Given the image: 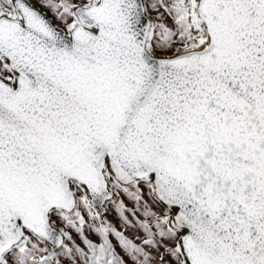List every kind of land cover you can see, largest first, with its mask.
<instances>
[{
    "label": "snow or ice",
    "instance_id": "6c2138e0",
    "mask_svg": "<svg viewBox=\"0 0 264 264\" xmlns=\"http://www.w3.org/2000/svg\"><path fill=\"white\" fill-rule=\"evenodd\" d=\"M0 264H264V0H0Z\"/></svg>",
    "mask_w": 264,
    "mask_h": 264
}]
</instances>
